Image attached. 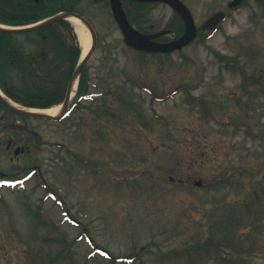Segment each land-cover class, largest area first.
<instances>
[{"label": "rangeland", "instance_id": "1", "mask_svg": "<svg viewBox=\"0 0 264 264\" xmlns=\"http://www.w3.org/2000/svg\"><path fill=\"white\" fill-rule=\"evenodd\" d=\"M59 1L97 34L92 95L59 122L0 109V264H264V198L242 207L264 177V0H182L196 26L228 15L169 55L127 48L106 0ZM124 4L140 32L183 31ZM208 237L233 248L189 253Z\"/></svg>", "mask_w": 264, "mask_h": 264}, {"label": "trees", "instance_id": "2", "mask_svg": "<svg viewBox=\"0 0 264 264\" xmlns=\"http://www.w3.org/2000/svg\"><path fill=\"white\" fill-rule=\"evenodd\" d=\"M59 2V0H39L38 3L32 0H0V24L20 27L36 23L61 10H67L66 4L60 2V5ZM19 38H25L26 42L20 43ZM80 54L81 49L76 35L66 21L18 36L0 33V89L10 99L24 107L48 109L56 106L64 100L68 81ZM8 75H21L23 82L15 85ZM90 85L85 67L78 80L74 100L77 106L80 96L89 95ZM254 184L258 187L253 189L254 200L244 201L242 205L244 210L253 209V203L262 204L264 177L261 176ZM262 210L264 204L260 213ZM259 226L263 228L264 222H260ZM229 241L228 238L220 240L208 237L203 242L192 245L189 253L218 251L227 255L233 248ZM211 246L215 250H212Z\"/></svg>", "mask_w": 264, "mask_h": 264}, {"label": "water", "instance_id": "3", "mask_svg": "<svg viewBox=\"0 0 264 264\" xmlns=\"http://www.w3.org/2000/svg\"><path fill=\"white\" fill-rule=\"evenodd\" d=\"M35 1L37 2L38 0H35ZM135 1L145 2V1H158V0H135ZM160 1H162V0H160ZM163 1H166V0H163ZM167 1L171 2V0H167ZM110 2H111L112 15H113V17H114V19H115V21L119 27V30L123 36L124 43L128 47H130L134 50L142 51V52H148V53H171V52H174L176 50H181L184 46H186L188 43H190L196 36V28H195V25L193 23V20H192V17L190 15L189 11L179 2L177 5L173 4L172 2H171V4H172L174 10H176V12L180 16V18L183 20L185 30H184V33L178 39H176L172 42L166 43V44H160V43H156L154 41L155 38L159 37L163 33H158L155 35H147V34H142L138 31L134 30L130 26V24L128 23L127 18L125 16V13L122 10V7H121L119 0H110ZM237 3H238V0H235L232 4H230V7L236 6ZM69 16H73L76 19H78L85 26V28L89 31V34L91 36V45H90V48L87 51L86 55L80 61L78 67L75 69V71L73 72V74L71 76V79H70V82L68 84V88L66 91L65 100H64V103L62 106V111H61L60 116L54 118V117H51V116L46 115V114L33 113L30 111L19 110V109L13 108L10 105H8V103H6V101H4L0 97V101L2 103H4L12 112L17 113V114L22 115V116L29 117V118H34V119H43V120H51V121L59 120L63 116V114L67 108L74 81L78 78V76L81 73L82 68L91 59V57H92V55L96 49V36H95L94 30L92 29L90 24L84 18H82L76 14H67V13H62V14L56 15L52 18L45 20L42 23H39L35 26L28 27V28L11 29V28L0 27V33L23 34V33H27V32L36 31L42 27L54 24V23L61 21V20H67V18ZM222 17H223V14H221V13L214 15L212 18H210L206 22L203 29L214 28L216 26V24L222 19ZM15 153H18V150ZM196 185H199V183L197 182Z\"/></svg>", "mask_w": 264, "mask_h": 264}, {"label": "bare ground", "instance_id": "4", "mask_svg": "<svg viewBox=\"0 0 264 264\" xmlns=\"http://www.w3.org/2000/svg\"><path fill=\"white\" fill-rule=\"evenodd\" d=\"M68 21L71 23V25L75 28V31L79 37L81 46L83 48V56L87 53L88 49L90 48V35L88 30L84 27V25L75 17L73 16H69ZM76 90V84H73V89H72V94L75 92ZM8 104L11 105L12 107L21 109L20 106L16 105L15 103H12L11 101L7 100ZM33 112H37V113H41V114H46V115H50L52 117H55L57 115H59L60 113V107H53L50 109H46V110H35Z\"/></svg>", "mask_w": 264, "mask_h": 264}, {"label": "flooded vegetation", "instance_id": "5", "mask_svg": "<svg viewBox=\"0 0 264 264\" xmlns=\"http://www.w3.org/2000/svg\"><path fill=\"white\" fill-rule=\"evenodd\" d=\"M93 1L97 2V1H105V0H93ZM121 1H122V0H121ZM106 2H107V5H108V7H109V0H106ZM154 4H156V5H160V6H163V7L167 8L168 10L171 9V8L168 7L166 4H163V3H154ZM152 28H153V26H152ZM163 30H164V29H163ZM163 30H161V31H163ZM156 32H159V31H154V32H151V33H156ZM163 37H165V36H162V37L156 39V41H158V42H162V43L170 41V39H169V40H165V39H163Z\"/></svg>", "mask_w": 264, "mask_h": 264}]
</instances>
